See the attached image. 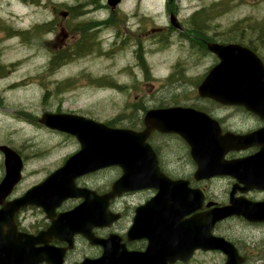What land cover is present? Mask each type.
Wrapping results in <instances>:
<instances>
[{
    "label": "flooded vegetation",
    "instance_id": "flooded-vegetation-1",
    "mask_svg": "<svg viewBox=\"0 0 264 264\" xmlns=\"http://www.w3.org/2000/svg\"><path fill=\"white\" fill-rule=\"evenodd\" d=\"M3 1L5 6L10 4L9 0H0V7ZM178 1L165 0V22L156 23L153 20L152 26L147 29L139 12L131 14L123 7L124 0H17L18 4L25 7L29 6L30 2L43 5V8L30 13L27 24L7 23L0 16V81L6 79L8 73L21 70L25 64L26 67L34 68L33 61L28 60L34 56H42L45 59L42 68L45 73L50 72L47 74V82L42 83V88L46 90V100L51 89L58 92L74 90L81 86L82 70L77 79L66 78L64 75L55 78V74L64 70L65 73L71 71L70 68L72 69L75 63L90 54L108 57L112 62L130 51L138 61L137 65L144 67L141 45L148 37L157 43L178 41L191 53L211 58L204 76L219 62L218 57L209 49L212 43L240 44L252 51L264 65V19L241 18L232 20L231 24L215 23V20H218L216 18L221 16L217 14L221 8L209 13V5L206 4L193 11L184 12ZM97 14L102 17H97ZM12 39H16L20 45L18 56L6 54L7 49L14 48L12 45H2V41ZM130 44L131 47H128ZM25 60L27 61L24 62ZM125 71L127 67L119 69V73ZM87 75L86 82L97 88L122 89L130 86L140 89L144 85L138 80L130 85L121 82L113 72L99 76L89 73ZM14 84L7 83L10 87ZM58 94L61 95L59 92ZM62 101L60 98L57 106L46 108L42 112L83 115L79 111L64 109ZM198 102L202 103L188 106L204 111L217 120L222 133L248 134L264 128V116L257 115L243 106L224 105L210 98H199ZM177 103L179 104L175 105H184ZM145 111L146 109L138 110L133 116L134 122L91 118L110 127L140 130L143 128ZM35 121L47 130L48 134L61 136L64 140L69 139L77 144L74 151L62 155L58 162L44 166L48 175L77 152L80 143L72 133L40 123L38 116ZM126 123L131 124V127L126 126ZM174 138L183 144L185 155H180L179 161H176L178 169L173 170L171 164L174 160L165 158L162 152L164 148L158 146L159 143H167L169 139ZM148 141L155 152L161 172L171 180H183L190 188L202 191L203 201L200 209L173 213L170 220L164 222L154 219L160 217L161 213L143 212L147 219L138 220L139 212L136 209L145 205L158 191L154 188H144L128 191L110 199L106 210L80 212L81 219L77 221V226L62 222V226H69L64 230L60 229L59 233H49L53 221L58 223L60 215L72 211L84 198L65 199L52 213V218L42 208L28 205L14 213L11 227H0V258L3 257L8 264H98L107 247L112 258L106 264H264V137H254L250 145L231 149L224 155L227 161L254 157L252 163L244 164L245 169L253 171L249 175L258 181V184L251 188L244 182L249 175L241 171L244 169L242 166L234 176L222 174L196 178L197 165L191 156V147L175 133L154 131ZM4 144L12 147L21 158V183L25 178L26 166L35 154H29L28 147L25 146L16 147L8 142ZM57 153L51 151V154L61 155ZM4 168V155L0 150V182L5 174ZM114 171L117 172L115 177L112 176ZM121 174V168L112 165L82 175L76 183L79 187H87L97 195L103 196L112 189L113 182ZM216 181L223 183L220 191L222 195L211 194L213 183ZM17 186L6 200L15 199L23 193L24 190L17 193ZM231 199L235 200L237 211L215 221L209 229L210 221L204 219L209 210L229 205ZM194 216L198 217L192 220ZM206 228L209 231H205Z\"/></svg>",
    "mask_w": 264,
    "mask_h": 264
},
{
    "label": "water",
    "instance_id": "water-1",
    "mask_svg": "<svg viewBox=\"0 0 264 264\" xmlns=\"http://www.w3.org/2000/svg\"><path fill=\"white\" fill-rule=\"evenodd\" d=\"M117 0H109L115 2ZM220 58L201 84L197 93L201 97L215 99L225 105H241L264 116V66L248 49L237 44L211 46ZM144 129L135 131L112 128L80 115L44 113L39 121L52 128L68 131L75 135L81 148L66 162L49 174L42 182L29 188L22 196L7 201L15 185L21 179L22 161L16 151L8 146L0 149L5 155L6 173L0 182V227H11L14 213L28 205L41 207L52 218V213L69 197H83L84 201L72 211L60 215L58 223L53 221L49 233H59L69 225L77 226L80 212L103 211L110 199L127 191L143 188H157V194L145 205L138 207V220L147 219L143 212H157L162 222L183 210L196 211L201 208L203 193L191 189L183 180H171L160 171L156 155L147 142L154 130L177 133L191 147V154L198 168L196 178L213 175H236L239 167L253 162L254 157L227 161L224 155L231 149L250 145L252 138L264 137V128L248 134L222 133L217 120L203 111L191 107L171 106L150 109L144 116ZM255 160V159H254ZM112 165L119 166L123 173L114 181L112 189L103 196L88 188L78 187L76 179L86 173ZM247 175L252 170L241 169ZM251 188L258 184L249 175L244 181ZM237 211L234 199L230 205L209 210L207 218L212 224ZM194 216L192 220L197 219ZM207 230V228L205 229ZM55 254V250L53 251ZM112 258L105 247L98 264H106ZM0 264H8L3 257Z\"/></svg>",
    "mask_w": 264,
    "mask_h": 264
},
{
    "label": "rangeland",
    "instance_id": "rangeland-1",
    "mask_svg": "<svg viewBox=\"0 0 264 264\" xmlns=\"http://www.w3.org/2000/svg\"><path fill=\"white\" fill-rule=\"evenodd\" d=\"M16 1L9 0L8 6L4 5V1L2 2L0 16L7 23L27 24L29 14L39 10L40 7L43 8V5L30 2L29 6L23 8L24 6ZM53 1L61 2V0ZM65 1L73 2L74 0ZM178 2L184 12L193 11L206 4L209 5V13L221 8V11L217 13L221 16L216 18L218 20H215V23L231 24L232 20L241 18L264 19V0H179ZM164 3L165 0H124L123 7L131 14L139 12L149 29L153 20L156 23L165 22ZM97 17L102 16L97 14ZM5 43L14 47L7 49L6 54L19 55L17 51L20 45L17 44L16 39L2 41V45ZM141 48L144 54V67L137 65L138 61L130 51L112 62L108 57L90 54L79 63H75L72 69L69 67L71 71L65 73L64 70L55 74V78H61L64 75L66 78L77 79V75L82 70L81 86L74 90L58 91L61 95L51 89L50 97L48 96L46 100L44 99L46 90L42 88V83L47 82V74L50 72L45 73L42 68L45 63L44 57L34 56L28 60L33 61L34 68L26 67L27 64H25L16 73L4 75L6 79L0 81L1 143L8 142L16 147L25 146L28 147L29 154H35L26 166L25 178L17 186V193L40 181L48 173L45 165L58 162L62 155L71 153L77 148V144L70 142L69 139L64 140L61 136L48 134L47 130L35 121V117L43 113L42 110L57 106L60 98L63 100L64 109L79 111L85 116L99 120L114 119L115 122L133 121V116L143 106L152 107L159 103L173 104L174 102H181L184 105L202 103L196 98L195 85L204 74L211 58L191 53L178 41L157 43L153 38L148 37ZM124 67H127V71L119 73V69ZM107 72H113L121 82L129 85L136 80L144 85L140 89H133L130 86L111 89L97 88L86 82L87 73L99 76ZM11 82L15 84L10 87L7 83ZM159 144L158 147L164 148L163 156L174 160L171 169H178L176 161H179L181 154L185 155L182 149L183 144L175 138L169 139L167 143ZM51 151L61 155L51 154ZM116 174L117 172L114 171L112 176L115 177ZM222 187L223 183L214 182L211 194L222 195L220 192Z\"/></svg>",
    "mask_w": 264,
    "mask_h": 264
},
{
    "label": "bare ground",
    "instance_id": "bare-ground-1",
    "mask_svg": "<svg viewBox=\"0 0 264 264\" xmlns=\"http://www.w3.org/2000/svg\"><path fill=\"white\" fill-rule=\"evenodd\" d=\"M23 8H25V6Z\"/></svg>",
    "mask_w": 264,
    "mask_h": 264
}]
</instances>
